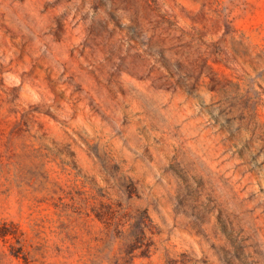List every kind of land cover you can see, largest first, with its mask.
<instances>
[{"label":"rangeland","instance_id":"rangeland-1","mask_svg":"<svg viewBox=\"0 0 264 264\" xmlns=\"http://www.w3.org/2000/svg\"><path fill=\"white\" fill-rule=\"evenodd\" d=\"M0 264H264V0H0Z\"/></svg>","mask_w":264,"mask_h":264},{"label":"trees","instance_id":"trees-1","mask_svg":"<svg viewBox=\"0 0 264 264\" xmlns=\"http://www.w3.org/2000/svg\"><path fill=\"white\" fill-rule=\"evenodd\" d=\"M122 204L121 202L119 203ZM122 209L124 206H122ZM127 208V207H126ZM113 214V206L108 205L107 211L104 212L103 210L100 211L102 214L109 215ZM128 213V212H127ZM132 213H128V215H131ZM131 217H138L135 222H131V232L129 234V240L131 242H150V237L147 234V230L149 229L150 225V217L148 215V212L146 210L139 211L138 216L137 215H131ZM109 224H111V220H107Z\"/></svg>","mask_w":264,"mask_h":264}]
</instances>
